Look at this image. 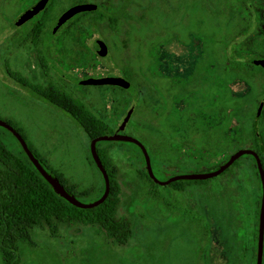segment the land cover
I'll use <instances>...</instances> for the list:
<instances>
[{"label":"rangeland","instance_id":"1","mask_svg":"<svg viewBox=\"0 0 264 264\" xmlns=\"http://www.w3.org/2000/svg\"><path fill=\"white\" fill-rule=\"evenodd\" d=\"M36 1L0 0V120L21 130L51 171H59L79 189L94 188L91 194L78 196L80 202L95 201L103 184L101 173L91 163L87 136L68 114L18 86L5 65L34 83L51 80L62 86L112 130L132 109L123 134L147 148L152 172L159 181L205 172L196 170L211 163L216 151L228 158L239 149L255 151L250 125L264 108V102L259 108L264 99V67L254 68L252 76L247 77L231 71L229 63L230 56L237 62L250 59L254 66L258 65L252 61H264L262 0H249L252 23L246 2L230 16L222 0H56L53 17L73 5L90 3L100 10L117 12L116 26L110 28L106 21L86 17L64 38L73 16L52 33L47 43L33 49L24 37L38 15L18 26L12 21ZM95 42L103 43L107 51L96 50ZM38 50L44 51L40 57L46 76L41 75ZM195 56L198 58L192 64L197 68L188 73ZM129 68L137 98L106 85L80 86L59 73L75 80L109 74L120 78ZM177 95L194 97L195 106L210 102L209 109L219 116L225 108H238L233 113L236 121H229L227 129L218 126L220 120L214 128L199 129L195 116L190 122L177 118ZM180 122L191 124L185 133L178 131ZM259 122L264 130V119ZM5 140L12 150L18 149L8 135ZM109 146L121 187L117 215L128 218L133 227L129 242L112 245L96 228L82 225L62 227L57 237L33 228V245L20 244V264H191L190 222L181 217V212L195 204L202 208L207 199L230 216H235L238 209L246 218L250 216L248 226L256 233L260 184L250 156L239 157L237 165L224 175L177 191L149 184L142 156L130 143ZM255 243L254 236L246 257L233 264L239 260L253 264Z\"/></svg>","mask_w":264,"mask_h":264},{"label":"trees","instance_id":"2","mask_svg":"<svg viewBox=\"0 0 264 264\" xmlns=\"http://www.w3.org/2000/svg\"><path fill=\"white\" fill-rule=\"evenodd\" d=\"M222 1L223 6H225V8L228 10L227 14L230 16H232L235 11H240L245 5V2L248 3V6L245 7H248V10L251 12V18L249 21L252 23L254 13L249 8V0ZM261 7L263 10L262 22H264V0H262ZM56 9V0H49L44 9L36 14L38 15L36 22L24 37V39L27 40V43H29L33 49H37L39 44L47 41L49 35L46 32V28L52 20ZM74 17L75 19L72 20V23L68 29V33L72 32L74 26L86 17H91V19L94 21H106L108 27L113 28L116 26L117 12H113L108 9L100 10L96 6V10L78 13L74 15ZM41 55L44 56V51L42 52L38 50L36 52V57L38 58L40 68L42 69L41 75L46 76V66L41 60ZM197 58L198 56H195L191 59V66L187 68L188 73H191L197 68L195 63L194 65L192 64L194 60L196 62ZM230 58L231 60L229 65L231 71L235 70L236 72L243 73L247 77L252 76V71H254V68H260V65H252L250 59H244L241 62H237L233 60L234 58L232 56H230ZM5 69L8 72L9 77L16 84H18V86L43 100L44 102L68 114L82 129L89 142L95 137L113 134L117 130H112L106 122L97 117L86 105L73 98V96L62 86L52 82L51 80L46 81L44 84L34 83L17 72H11L7 68V65H5ZM127 80L128 81L124 80L125 86H116L117 89L119 91L133 94V97L137 98L139 93L134 88L130 78ZM192 98L193 99H189L185 95L182 96V98H179L177 95L176 109L178 119L188 120L190 122L189 119H191L193 115L195 116V119H198V126L195 124L196 127L203 130H205L207 127L214 128L217 126V121L219 120L220 123L218 126H220V128H226L229 121L232 123L236 121V116L233 113L235 110L238 112V108H233L229 111H227L225 108V111L219 116L217 113L209 109L210 102H202L199 106H195L193 102L194 97ZM161 101L163 103L165 102L166 104L168 103V100L164 98H162ZM189 114H191V116H189ZM263 119L264 108L254 116L250 125V133L254 139L253 149L258 154L264 169V130L262 128L260 129L258 126L259 123L261 124L259 120ZM130 120L131 119L129 118L127 123H129ZM181 122L179 123L180 127L178 128V131L185 133V128L191 124H181ZM7 123L11 125L9 122ZM11 126L23 137L34 156L39 160L46 171L52 176L56 177L65 187V189L71 192L76 198H78V196L89 195L94 191V188L79 189L77 184L70 182V180L65 178L59 171H51V168L47 165V163L32 150L21 130L17 129L13 125ZM175 128L177 129L176 125ZM209 128L207 129L209 130ZM6 135H8L15 142L18 148L17 150L14 151L9 147L5 140ZM112 143L116 142L100 141L96 143L99 159L107 173L109 180L108 195L105 200L96 207L80 209L73 207L50 189L49 185L42 180L38 172L30 163L16 139L7 130L0 127V259L2 264H20V244L26 243L29 246L33 245L30 239V232L33 228L47 230L51 237H57L62 227L82 225L96 228L103 238L112 245L125 246L129 242L133 234L132 223L128 218L117 215V210L121 202V187L119 183L118 168L109 156V144ZM133 146L140 152V150L135 145ZM147 153L151 163V155L149 151H147ZM223 153L224 152L216 151L213 154V160L211 163H205L204 169L196 170V172H208L216 169L217 166L228 159V157L224 156ZM90 159L91 163L94 165L91 156ZM142 162L144 165L143 156ZM237 163L238 159L235 160L232 165L220 175H224L225 173L229 172L231 167L233 168L235 165H237ZM254 167L256 169L255 163ZM143 172L144 177L149 182V184L151 186H157V184H155L148 177L145 167ZM256 175L258 177L257 170ZM206 181H209V179L202 181H177L170 183L167 186L173 187L177 191H184L191 185H203ZM103 189L104 182L98 191L96 199L102 195ZM260 197L261 186L259 198ZM181 213L182 218L190 220L189 209H183Z\"/></svg>","mask_w":264,"mask_h":264},{"label":"water","instance_id":"3","mask_svg":"<svg viewBox=\"0 0 264 264\" xmlns=\"http://www.w3.org/2000/svg\"><path fill=\"white\" fill-rule=\"evenodd\" d=\"M49 0H37L28 8L23 10L14 20V25H20L23 22L29 20L40 11L44 9L46 4ZM96 10V5L90 3H81L76 4L71 7L64 9L61 13H59L51 22L49 26V31L53 32L56 30L60 25L66 22L68 19L73 17L74 15L86 11H94ZM95 49L98 50H105V45L101 42L94 43ZM256 65L264 66V61H252ZM59 73L64 76L66 79L79 84V85H94V86H101V85H112V86H125V82L122 78H87L85 80H75L72 77L68 76L67 74H63L59 71ZM264 99L261 101L259 108L261 107ZM132 113V109H129L126 112L122 122L118 126L117 130L111 135H102L95 137L90 140L89 142V152L92 158L94 165L97 167L104 182V189L102 195L91 203H82L80 202L71 192L65 189V187L59 182V180L52 176L50 173L46 171L43 165L39 162V160L34 156L28 145L26 144L23 137L7 122L0 120V127L7 130L18 142L22 151L33 165L35 170L38 172L40 177L43 181H45L50 189L58 195L60 198L64 199L67 203L72 205L73 207L80 208V209H89L96 207L97 205L101 204L108 195L109 192V180L107 173L99 159L96 143L100 141H107V142H124L130 143L135 145L141 152L144 160V167L148 177L157 185L160 186H167L170 183H174L177 181H202L214 178L224 172L228 167L232 165V163L237 160L239 157L243 155H249L254 159L256 170L258 172V177L260 180L261 186V197H260V205H259V215H258V230H257V250H256V261L255 264H262L263 259V239H264V169L261 164V160L258 154L251 150V149H239L235 151L233 154L229 156V158L224 161L222 164L216 167V169L208 171V172H197V173H188V174H181L177 176H173L168 178L165 181H159L155 178L152 169L150 158L147 153L146 148L144 145L134 137L128 136L126 134L121 133L123 131L126 123L128 122Z\"/></svg>","mask_w":264,"mask_h":264},{"label":"flooded vegetation","instance_id":"4","mask_svg":"<svg viewBox=\"0 0 264 264\" xmlns=\"http://www.w3.org/2000/svg\"><path fill=\"white\" fill-rule=\"evenodd\" d=\"M55 17H53L52 20ZM52 20L50 21V23L46 28V32L49 35V37H52L53 35L52 33L60 30L61 26L65 24L64 22L56 30L50 32L49 26ZM70 25L71 24H69V26ZM69 26L64 31V38L69 36V34L71 33V32L68 33ZM48 39L46 43L48 42ZM106 51L107 48L105 46V50H102L101 52L105 53ZM51 68L53 70H56L53 65L51 66ZM131 75H132V71L129 68L121 74L120 78L128 81L127 79L130 78ZM108 77L113 78L116 76L109 74L100 78H108ZM85 79L87 78H82L78 80H85ZM80 86H93V85H80ZM106 86L116 87L112 85H106ZM121 133H123V131H121ZM206 201H208V203L202 208H199L198 204H195L193 205L192 209H190L189 228H190V238H191V264H233L234 260L238 258L243 259L244 257H246L249 246L252 245V238L254 236L256 239V243L254 249L253 264H255L256 250H257L258 220L256 226V233L253 234L248 226V221L250 219V216L249 218L248 217L246 218L245 215H243L239 209L237 210V212H235L236 213L235 216H230L228 212H225L224 209L220 208V205L218 206V204H215L212 199H207ZM263 243H264V239H263ZM235 255H238L239 257ZM239 262L240 263L237 264H243L242 261L239 260ZM262 264H264V246H263Z\"/></svg>","mask_w":264,"mask_h":264}]
</instances>
